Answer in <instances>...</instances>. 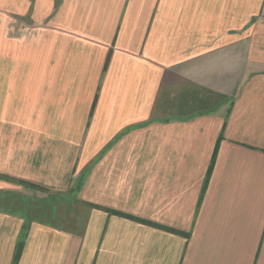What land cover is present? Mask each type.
I'll list each match as a JSON object with an SVG mask.
<instances>
[{
	"label": "crops",
	"instance_id": "crops-1",
	"mask_svg": "<svg viewBox=\"0 0 264 264\" xmlns=\"http://www.w3.org/2000/svg\"><path fill=\"white\" fill-rule=\"evenodd\" d=\"M0 264H264V0H0Z\"/></svg>",
	"mask_w": 264,
	"mask_h": 264
},
{
	"label": "rangeland",
	"instance_id": "rangeland-1",
	"mask_svg": "<svg viewBox=\"0 0 264 264\" xmlns=\"http://www.w3.org/2000/svg\"><path fill=\"white\" fill-rule=\"evenodd\" d=\"M39 201H40V203H41V205L40 206H42V207H39L40 208V213H44V212H47L48 211V209H46L45 211H43V210H41V208H46V206H52L53 207V205H54V202L55 201H57V196H54V195H48V193H43L42 191H40V193H39ZM44 196V197H43ZM59 203H57L56 204V206L58 205ZM33 206H35L36 205V203L35 204H32ZM38 205V204H37ZM38 205V206H39ZM31 206V205H30ZM55 206V205H54ZM30 209V208H29ZM49 213H53L54 214V216H52V217H50V214L48 215V213L46 214V218H54V219H56L57 220V218L58 217H60L62 214L58 211V207H54L53 208V211H50ZM43 217V216H42ZM71 218H73V217H71Z\"/></svg>",
	"mask_w": 264,
	"mask_h": 264
}]
</instances>
